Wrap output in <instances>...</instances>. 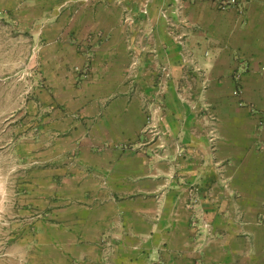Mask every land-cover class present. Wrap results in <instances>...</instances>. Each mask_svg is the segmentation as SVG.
<instances>
[{
	"label": "crops",
	"instance_id": "1",
	"mask_svg": "<svg viewBox=\"0 0 264 264\" xmlns=\"http://www.w3.org/2000/svg\"><path fill=\"white\" fill-rule=\"evenodd\" d=\"M72 1L49 0V12ZM169 2L171 20L179 12L189 25L183 48L158 17ZM90 7L71 19L74 38L55 42L59 109L37 136L32 153L47 160L30 178L48 207L33 231L49 239L34 244L32 263L264 264V0L154 1L155 46L175 69L160 89L167 158L143 130L154 77L125 76L119 6ZM99 31L91 75L79 82L70 70L88 48L78 45ZM187 94L216 112L214 143ZM175 142L187 154L176 156Z\"/></svg>",
	"mask_w": 264,
	"mask_h": 264
},
{
	"label": "rangeland",
	"instance_id": "2",
	"mask_svg": "<svg viewBox=\"0 0 264 264\" xmlns=\"http://www.w3.org/2000/svg\"><path fill=\"white\" fill-rule=\"evenodd\" d=\"M105 1L107 0H75L72 1V6L65 2L60 4L59 12L51 13L49 9L54 8V5L49 0H0V264H33L31 257L34 244L49 239L39 237L33 231L34 226L39 223L38 220H43L48 213V207L39 204L44 198L39 196L47 190L34 186L35 181L30 178L33 177V168L44 166L46 162L43 163V160H47L37 156L38 153H32L38 150L35 144L37 136L43 132L55 110L59 109L56 103V81L60 79L53 74L56 63L55 42L74 36H71V29H68L72 18L78 16L82 10ZM154 1L150 0L148 3L147 17L142 16L144 0H122L121 5L118 0H114V3L121 10L120 25L125 29L124 37L130 55L125 71L126 79L134 82L143 76L145 70L154 77L153 90L146 98L149 101L146 107L154 108L159 104L162 108L153 114L157 131L154 135L147 134L149 140L153 139L151 142L155 140L158 143V149H153L161 150L160 156L167 158V142L163 139L165 133L161 126L165 119L164 93L160 89L169 85L175 69L168 62L161 61L165 56L155 46L156 19L152 11ZM170 4L171 2L163 3L158 7V17L163 20L165 17L170 21L166 33L176 45L183 48L185 45H179L176 39L184 36L186 42L189 38V25L184 24L179 12L181 19L177 23L171 20L170 17L176 15L172 13L174 9L168 6ZM69 8L72 9L71 13ZM64 12L66 16H62ZM96 35L99 38L106 36L104 31L92 32L84 39L85 44L80 42L78 45L80 50H83L84 45L88 48L85 49V64L70 70L79 82L88 80L91 75V49L96 47L93 43ZM133 53L138 60L134 70L131 68ZM190 55L192 54H185L183 57L184 70L188 68L189 61L185 60L191 58ZM162 68H167L170 72L166 81L162 77ZM195 69L198 70L196 67ZM76 84L79 85L78 81ZM186 100L204 124L208 140L214 143L216 121L214 123L205 116L210 112L215 115L216 112L208 108L203 100L200 104L190 96ZM148 116L149 112L144 131ZM177 146L184 148L187 154V148L175 142L176 156L182 157L185 154L177 151ZM201 227L205 231L202 220Z\"/></svg>",
	"mask_w": 264,
	"mask_h": 264
},
{
	"label": "built area",
	"instance_id": "3",
	"mask_svg": "<svg viewBox=\"0 0 264 264\" xmlns=\"http://www.w3.org/2000/svg\"><path fill=\"white\" fill-rule=\"evenodd\" d=\"M145 1V5H144V9L142 10V16L143 17H147V14H148V10L146 9L147 7H148V3H149V1L150 0H144ZM123 2H122V0H118V4L119 5H121ZM221 8L222 9H226V8H228L229 7V4L228 3H226V2H222L221 4ZM132 22H133V20H132ZM176 41L178 42V44L179 45H181V46H184L185 45V40H184V36H179L177 39H176ZM132 56H133V62H132V69L134 70V69H136V66H137V64H138V60H137V58H136V55H135V53H133L132 54ZM161 72H162V77L164 78V80L166 81L169 77H170V72L167 70V68H162V70H161ZM164 87H162V89H163ZM155 108V109H154ZM154 108H152V107H149L148 108V112H149V116H148V124H147V127H146V129H145V131H144V133H146L147 134V132H148V134H151V135H154L155 134V132L157 131L156 130V126L154 125V123H153V121H154V116H153V114L155 113V112H157V111H159V110H161V105H156ZM154 110V111H153ZM208 109H206V111H207ZM153 111V113H151ZM205 111V110H204ZM205 117H207L208 119H210L211 121H213L214 123H215V121H216V118H215V115L213 114V113H208V115L206 114V116ZM213 132V134H215V132L214 131H212ZM214 138V137H213ZM177 151H183L184 152V149L183 148H181L180 146H177ZM202 224H203V227H204V229H205V231L207 230L208 231V227H209V224L203 219L202 220Z\"/></svg>",
	"mask_w": 264,
	"mask_h": 264
}]
</instances>
